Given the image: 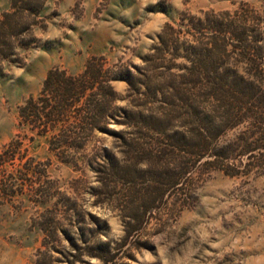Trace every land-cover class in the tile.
<instances>
[{
  "label": "rangeland",
  "instance_id": "1",
  "mask_svg": "<svg viewBox=\"0 0 264 264\" xmlns=\"http://www.w3.org/2000/svg\"><path fill=\"white\" fill-rule=\"evenodd\" d=\"M20 1L0 0V20ZM34 4L36 14L29 20L34 43L0 65V264H264L260 158L250 175L196 176L180 203L169 197L168 204L148 211L136 237L124 242L126 228L141 224L133 219L136 206L122 212L119 201L104 203L97 195L103 161L95 158L117 146L110 131L119 127L103 119L99 126L110 131L93 132L83 150L55 151L52 135H38L20 116L26 103L41 95L51 70L79 75L94 59L115 70L113 107L126 108L133 100L127 72L143 66L166 26L181 30L189 24L188 31L208 15L224 19L238 11L246 15L250 31L264 36V0ZM242 161L241 168L247 162Z\"/></svg>",
  "mask_w": 264,
  "mask_h": 264
},
{
  "label": "trees",
  "instance_id": "2",
  "mask_svg": "<svg viewBox=\"0 0 264 264\" xmlns=\"http://www.w3.org/2000/svg\"><path fill=\"white\" fill-rule=\"evenodd\" d=\"M38 1L16 2L0 20V65L34 43L29 20ZM223 17L208 15L188 31L189 24L166 26L143 66L127 72L133 100L126 108L113 107L115 70L94 59L79 75L51 70L41 95L20 111L38 135H52L55 151L83 150L93 132L110 131L99 126L103 119L119 127L110 131L117 146L95 158L103 161L97 195L119 201L122 212L136 206L141 224L126 228L124 242L136 237L148 211L169 197L180 203L196 176L250 175L254 160L264 161V36L249 30L245 14Z\"/></svg>",
  "mask_w": 264,
  "mask_h": 264
}]
</instances>
